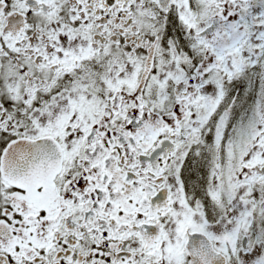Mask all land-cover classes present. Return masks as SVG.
I'll return each instance as SVG.
<instances>
[{"label":"snow or ice","instance_id":"snow-or-ice-1","mask_svg":"<svg viewBox=\"0 0 264 264\" xmlns=\"http://www.w3.org/2000/svg\"><path fill=\"white\" fill-rule=\"evenodd\" d=\"M0 264H264V0H0Z\"/></svg>","mask_w":264,"mask_h":264}]
</instances>
